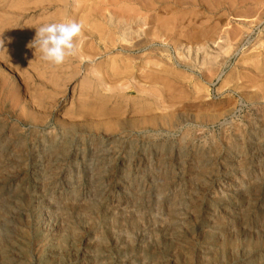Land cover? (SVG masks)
<instances>
[{"label": "rangeland", "instance_id": "1", "mask_svg": "<svg viewBox=\"0 0 264 264\" xmlns=\"http://www.w3.org/2000/svg\"><path fill=\"white\" fill-rule=\"evenodd\" d=\"M236 1L0 0V264H264V0ZM66 18L54 65L28 45Z\"/></svg>", "mask_w": 264, "mask_h": 264}, {"label": "clouds", "instance_id": "2", "mask_svg": "<svg viewBox=\"0 0 264 264\" xmlns=\"http://www.w3.org/2000/svg\"><path fill=\"white\" fill-rule=\"evenodd\" d=\"M80 33L81 25L66 18L61 22H52L36 28L35 38L28 47L36 48L44 61L60 65L66 58L76 55ZM2 44L3 41H0V46Z\"/></svg>", "mask_w": 264, "mask_h": 264}, {"label": "bare ground", "instance_id": "3", "mask_svg": "<svg viewBox=\"0 0 264 264\" xmlns=\"http://www.w3.org/2000/svg\"><path fill=\"white\" fill-rule=\"evenodd\" d=\"M67 1V0H66ZM128 1H130V0H128ZM147 1H149V0H147ZM227 2L229 1V0H226ZM255 1V0H254ZM63 2V1H62ZM144 2V1H143ZM236 2H238V0L236 1ZM253 2V1H252ZM68 3V2H67ZM124 3V2H123ZM138 3V2H137ZM234 3V2H233ZM256 3H257V0H256ZM66 4V3H65ZM145 4V3H144ZM150 4H152V3H150ZM120 5V4H119ZM128 5V4H127ZM126 4L125 5H123V6H127ZM229 5V4H228ZM132 6H133V4H132ZM153 6V5H152ZM231 6V5H230ZM234 6V5H233ZM68 7V6H67ZM117 7H118V5H117ZM130 7V6H129ZM232 7V6H231ZM238 7V6H237ZM65 8V7H64ZM84 8V7H83ZM150 8V7H149ZM141 9V8H140ZM67 10V9H66ZM69 10V9H68ZM139 11V10H138ZM137 12V11H136ZM140 12V11H139ZM147 12V11H146ZM152 12V11H151ZM169 12V11H168ZM128 13V12H127ZM141 13V12H140ZM145 13V12H144ZM143 13V14H144ZM64 14V13H63ZM122 14H123V12H122ZM110 15V14H109ZM134 15V14H133ZM138 16V15H137ZM110 17V16H109ZM144 17V16H143ZM161 19V18H160ZM131 20V19H130ZM140 21V20H139ZM158 21H159V18H158ZM151 23H152V21H150ZM137 23H138V21H137ZM144 23V22H143ZM145 23H146V21H145ZM156 23H159V22H156ZM154 24H155V22H154ZM150 25V24H149ZM164 25V24H163ZM168 25V24H167ZM100 26V25H99ZM147 26V25H146ZM102 27V26H101ZM127 27H128V25H127ZM139 27H140V29H141V26L139 25ZM148 27V26H147ZM156 27V26H155ZM130 28V27H129ZM157 28H158V26H157ZM99 29V28H98ZM96 30V29H95ZM103 30V29H102ZM139 30V29H138ZM155 30H157V29H154V32H155ZM160 30V29H159ZM158 30V31H159ZM120 31V30H119ZM151 33V32H150ZM158 33H160V31L158 32ZM164 33V32H163ZM157 34V33H156ZM148 35H149V32H148ZM208 35V34H207ZM161 36H162V34H161ZM159 37V36H158ZM120 38V37H119ZM168 40V39H167ZM229 40V39H228ZM246 41V40H245ZM127 42V41H126ZM146 42V41H145ZM241 42V41H240ZM138 44H140V43H138ZM137 44V45H138ZM227 45V44H226ZM150 46V45H149ZM230 46H232V45H230ZM124 47V46H123ZM153 47V46H152ZM225 47V46H224ZM227 47V46H226ZM126 48V47H125ZM128 48V47H127ZM151 48V47H150ZM150 48H148V49H150ZM228 49L230 48L229 46L227 47ZM232 48L234 49V47L232 46ZM232 48H231V50H232ZM152 49V48H151ZM222 49H223V47H222ZM139 50V49H138ZM153 50V49H152ZM229 51V50H228ZM126 52V51H125ZM232 51H230V53H231ZM124 53V52H123ZM226 54V53H225ZM215 64V63H214ZM216 65V64H215ZM53 74V73H52ZM51 93V92H50ZM112 99V98H111ZM116 99V98H115ZM121 100V99H120ZM82 101V100H81ZM133 102V101H132ZM115 104V103H114ZM106 105V104H105ZM104 105V106H105ZM85 106V105H84ZM83 106V107H84ZM116 106V105H115ZM89 106H87V108H88ZM114 107V106H113ZM20 108V107H19ZM102 108H103V106H102ZM85 109V108H84ZM88 109H90V107L88 108ZM95 109V108H94ZM100 109V108H99ZM105 109V108H104ZM103 109V110H104ZM115 109V108H114ZM91 110V109H90ZM93 110V109H92ZM109 110H111V113H112V108L111 109H109ZM104 111H106V110H104ZM39 112V111H38ZM88 112V111H87ZM107 112H108V109H107ZM107 112H105V113H107ZM115 112H116V109H115ZM118 112V111H117ZM103 113V112H102ZM101 113V115H103ZM105 113H104V117L105 116H107L108 115V113H107V115H105ZM121 113V112H120ZM90 114V113H89ZM95 114V113H94ZM98 114H100V113H98ZM109 114H110V112H109ZM147 114V113H146ZM112 116H113V114H111ZM115 115V114H114ZM96 116V115H95ZM97 116H99V115H97ZM111 116V117H112ZM116 116V115H115ZM122 116V115H121ZM121 116H119V117H121ZM84 117V116H83ZM104 117H103V119H104ZM117 117V116H116ZM148 117V116H147ZM75 118V117H74ZM79 118V117H78ZM77 118V119H78ZM100 118H102V116L100 117ZM113 118V117H112ZM145 118V117H144ZM143 118V119H144ZM89 119V118H88ZM92 119V118H91ZM115 119V118H114ZM149 119V118H148ZM94 120V119H93ZM109 120H111V119H109ZM116 120V119H115ZM121 120V119H120ZM142 120V119H141ZM147 120V119H146ZM97 121H99V120H97ZM116 121H119V120H116ZM144 120H142V122H143ZM72 122V121H71ZM110 122V121H109ZM113 122H115V121H113ZM113 122H111L110 123V125H112V126H114L115 125V123H114V125L112 124ZM133 122V121H132ZM139 122V121H138ZM107 123V122H106ZM134 123H136V122H134ZM145 123H147L148 124V122H146L145 121ZM144 123V124H145ZM150 123V122H149ZM67 124V123H66ZM109 124V123H108ZM108 124L106 125V127H108ZM119 124H121V121H120V123ZM129 124V123H128ZM127 124V125H128ZM131 124H133V123H131ZM144 124H141V126L142 125H144ZM71 125H73L72 123H71ZM109 125V126H110ZM153 125V124H152ZM70 126V125H69ZM117 126V125H116ZM126 126V125H125ZM131 126H133V125H131ZM141 126H139V127H141ZM64 127V126H63ZM63 127H61V128H63ZM67 127V126H66ZM71 127V126H70ZM121 127H123V125L121 124ZM127 127V126H126ZM130 127V126H129ZM152 128H153V126H151ZM73 129H74V127H72ZM109 128H112V127H109ZM116 128H118V126L116 127ZM128 128V127H127ZM72 129V130H73ZM118 129H120V128H118ZM69 130V129H68ZM117 130V129H116ZM154 130V129H153ZM124 131V130H123ZM146 131V130H145ZM73 132V131H72ZM147 133V132H146ZM71 134V133H70ZM68 137H69V135H67ZM126 136V135H125ZM72 138V137H71ZM184 138V137H183ZM53 141V140H52ZM182 142H184V140H181ZM53 143V142H52ZM72 144V143H71ZM61 145V144H60ZM63 145V144H62ZM54 146V145H53ZM54 149V148H53ZM62 149V148H61ZM66 149V148H65ZM69 149V148H68ZM186 149V148H185ZM56 150H58V149H56ZM133 150V149H132ZM53 150H51V152H52ZM55 151V150H54ZM61 151V150H60ZM134 151V150H133ZM50 152V151H49ZM50 152V153H51ZM66 152H68V151H66ZM130 152V151H129ZM52 154V153H51ZM54 154V153H53ZM66 154V153H65ZM143 154V153H142ZM21 155V154H20ZM57 156H59V155H57ZM207 156V155H206ZM144 156H142V158H143ZM203 158V157H202ZM162 159H163V157H162ZM161 160V159H160ZM204 160H205V158H204ZM46 161V160H45ZM66 161V160H65ZM167 161V160H166ZM206 161V160H205ZM146 162V161H145ZM160 162V161H159ZM56 163V162H55ZM60 163H63V162H60ZM163 163V162H162ZM197 163H198V161H197ZM163 164H165V163H163ZM163 164L161 165V166H163ZM199 164V163H198ZM197 164V165H198ZM201 164V163H200ZM3 165V164H2ZM62 165V164H61ZM65 165V164H64ZM147 165V164H146ZM193 167V166H192ZM195 167V166H194ZM204 167V166H203ZM57 168H59V167H57ZM54 169V168H53ZM61 169V168H60ZM60 169H58V170H60ZM52 170V169H51ZM57 170V169H56ZM103 170V169H102ZM201 170V169H200ZM208 170V169H207ZM53 171V170H52ZM51 171V172H52ZM61 171V170H60ZM204 171V170H203ZM50 172V173H51ZM54 172V171H53ZM52 172V173H53ZM104 172H106V171H104ZM107 172H108V170H107ZM196 172V171H195ZM199 172H201V171H199ZM192 173H193V171H192ZM2 174V173H1ZM108 174V173H107ZM60 175V174H59ZM102 175H104V174H102ZM126 175V174H125ZM194 175V174H193ZM192 176V175H191ZM0 177H1V175H0ZM98 177V176H97ZM199 177V176H198ZM197 177V178H198ZM52 178H54V176L52 177ZM196 178V177H195ZM165 179V178H164ZM256 187V186H255ZM253 189V188H252ZM258 189V188H257ZM256 191V190H255ZM257 192V191H256ZM253 193V192H252ZM255 193V192H254ZM256 198V197H255ZM133 204V203H132ZM97 206V205H96ZM97 207H99V206H97ZM79 208V207H78ZM100 211V210H99ZM197 211V210H196ZM86 212H87V210H86ZM101 212V211H100ZM102 213V212H101ZM89 214V213H88ZM172 214V213H171ZM175 215V214H174ZM240 216V215H239ZM61 217V216H60ZM264 219V218H263ZM2 220V219H1ZM0 220V221H1ZM132 220V219H131ZM69 221V220H68ZM171 222V221H170ZM61 223V222H60ZM175 224V223H174ZM140 225V224H139ZM117 226V225H116ZM120 226V225H119ZM134 227V226H133ZM136 227V226H135ZM168 227V226H167ZM65 230V229H64ZM95 230V229H94ZM216 231V230H215ZM218 231V230H217ZM121 232V231H120ZM214 232V231H213ZM123 233V232H122ZM217 233H219V231L217 232ZM23 234V233H22ZM110 234V233H109ZM213 234V233H212ZM103 235H104V233H103ZM220 235V234H219ZM26 236V235H25ZM214 236V235H213ZM99 237V236H98ZM217 237H218V234H217ZM80 238V237H79ZM104 238V237H103ZM117 239V238H116ZM60 240V239H59ZM58 240V241H59ZM97 241V240H96ZM99 241V240H98ZM95 242V241H94ZM100 242V241H99ZM98 242V243H99ZM94 244V243H93ZM212 244V243H211ZM24 245V244H23ZM94 246V245H93ZM89 247H92V246H89ZM88 249V248H87ZM89 250V249H88ZM96 250V249H95ZM34 252V251H33ZM41 252V251H40ZM57 252V251H56ZM92 252V251H91ZM55 253V252H54ZM96 253H98V252H96ZM61 255V254H60ZM24 257V256H23ZM27 257V256H26ZM11 258V257H10ZM12 259V258H11ZM10 259V260H11ZM55 259V258H54ZM161 259V258H160ZM7 260H9V259H7ZM58 261V260H57ZM74 261V260H73ZM99 261V260H98ZM100 261H101V259H100ZM158 261V260H157ZM96 262H97V260H96ZM161 262V261H160ZM98 263V262H97ZM159 263V262H158Z\"/></svg>", "mask_w": 264, "mask_h": 264}]
</instances>
